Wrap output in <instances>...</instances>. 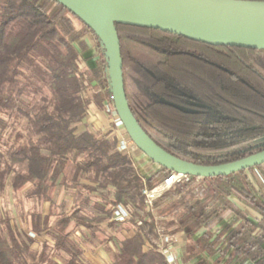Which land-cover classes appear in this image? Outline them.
Listing matches in <instances>:
<instances>
[{
  "label": "trees",
  "instance_id": "trees-1",
  "mask_svg": "<svg viewBox=\"0 0 264 264\" xmlns=\"http://www.w3.org/2000/svg\"><path fill=\"white\" fill-rule=\"evenodd\" d=\"M115 28L128 105L158 145L205 165L264 149V49L210 45L126 24ZM88 33L98 48L93 68L83 64L78 49ZM107 80L103 46L66 6L0 0V195L7 184L14 192L27 185V198L48 203L45 215L29 210L24 228L0 214V264H91L70 226L111 240L109 264H167L156 246L157 227L190 235L229 211L234 216L221 235L204 233L198 247L212 249L222 238L238 258L264 264V185L252 178L256 170L264 181V163L228 175L190 176L153 202L154 213L147 211L143 186L159 184L171 171L160 166L144 182L113 137L98 129L76 130L91 102L111 100L110 90L101 89ZM55 187L72 197L67 211L66 203L57 206L52 197ZM231 195L260 218L251 221ZM117 203L133 208L127 222L110 220Z\"/></svg>",
  "mask_w": 264,
  "mask_h": 264
},
{
  "label": "water",
  "instance_id": "water-1",
  "mask_svg": "<svg viewBox=\"0 0 264 264\" xmlns=\"http://www.w3.org/2000/svg\"><path fill=\"white\" fill-rule=\"evenodd\" d=\"M82 20L103 46L111 100L125 132L154 163L194 177L228 175L264 163V149L230 162L205 165L181 159L158 145L132 113L124 91L115 24L171 32L210 45L264 49L261 0H55ZM187 111L182 107H178Z\"/></svg>",
  "mask_w": 264,
  "mask_h": 264
},
{
  "label": "crops",
  "instance_id": "crops-1",
  "mask_svg": "<svg viewBox=\"0 0 264 264\" xmlns=\"http://www.w3.org/2000/svg\"><path fill=\"white\" fill-rule=\"evenodd\" d=\"M83 43L82 47L78 46L83 64L89 68H93L97 64L98 48L96 46L95 39L91 33L86 34L81 38ZM108 119L103 113L102 107L97 106L93 102L89 104L87 115L84 121L78 123L76 126L77 131H81L85 128L94 130L98 129L103 131L107 127ZM135 157L140 163H144L145 157L136 153ZM146 163V162H145ZM153 167V166H152ZM254 183L258 186H263L264 181L256 172L252 173ZM63 196L65 201L68 202L69 207L73 201L72 197L65 195ZM62 196V197H63ZM69 200H72L71 202ZM229 200L234 204L235 208L245 214L251 221L255 222L260 218V215L256 213L247 204L239 200L234 195L229 197ZM70 202V203H69ZM66 205V204H65ZM234 216L233 211L227 212L221 219H219L214 225H201L196 231L188 235L185 231H179L172 235V241L177 246V251L181 254V264H256L250 259L238 258L231 247H227L225 241L220 238L219 244L211 248L198 247L196 241L201 238L206 232H210L211 236L221 235V230L232 220ZM239 220H236L233 225ZM102 228H105V224L101 223ZM107 230V229H106ZM83 234L81 235L78 231H72L71 235L80 242L83 247L84 256L91 264H109L111 262V254L115 251V246L111 240H107L103 233L97 232L95 235L90 234V231L82 227ZM128 232L122 231V235H126ZM102 237H99V235ZM111 234V233H110ZM222 237V236H221ZM184 256H190L189 259L185 260Z\"/></svg>",
  "mask_w": 264,
  "mask_h": 264
},
{
  "label": "built area",
  "instance_id": "built-area-1",
  "mask_svg": "<svg viewBox=\"0 0 264 264\" xmlns=\"http://www.w3.org/2000/svg\"><path fill=\"white\" fill-rule=\"evenodd\" d=\"M102 90H109L108 80L107 84L102 88ZM101 107L103 113L107 116L108 119L107 127L103 129V132H106L110 137H113L116 140V146L120 152L126 153L132 157V162L138 175L145 182L159 169L160 166L146 157L129 138V136L125 132L122 122L120 121L115 111L112 100H109L108 98L103 99L101 101ZM136 153L144 156L146 163H140L135 157ZM189 180L190 175L171 171L159 184L150 188L144 185L141 194L143 196L145 209L149 212L154 213L153 202L157 198H159L175 183L182 181L188 182ZM195 182H198V179H195ZM132 214L133 208L129 204L117 203L110 208V220L118 223L127 222L132 217ZM137 223L141 224L140 221H138ZM156 234L157 249L164 256L167 264H181L182 257L181 254H179L177 251L176 244L172 241V235L164 233L160 227H157Z\"/></svg>",
  "mask_w": 264,
  "mask_h": 264
},
{
  "label": "rangeland",
  "instance_id": "rangeland-1",
  "mask_svg": "<svg viewBox=\"0 0 264 264\" xmlns=\"http://www.w3.org/2000/svg\"><path fill=\"white\" fill-rule=\"evenodd\" d=\"M107 84V83H106ZM105 85L102 86V88ZM101 88V89H102ZM4 135H7L6 132ZM198 182H194L196 184ZM200 186H195L194 193L197 196H200L201 191H199ZM29 192L28 186H23L17 191H12L9 184L5 187L4 191L0 195V214L5 215L9 218L13 225L19 227H25L29 221V210L36 209L41 212L43 215L48 213V203L47 202H38L35 199L27 198V193ZM52 197L55 199L57 206L62 202L66 203L65 210L69 209V204L65 201L63 196V191L61 187H55L52 192ZM66 195V193H65ZM63 196V197H62ZM70 202L72 200H69ZM69 202V203H70ZM71 206V205H70ZM59 209H56L54 213H58ZM69 232L76 231L74 226H70L68 229ZM99 235V234H98ZM99 237H102L99 235ZM45 238H48L45 236Z\"/></svg>",
  "mask_w": 264,
  "mask_h": 264
}]
</instances>
